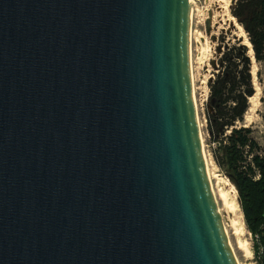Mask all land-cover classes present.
<instances>
[{"label": "water", "instance_id": "obj_1", "mask_svg": "<svg viewBox=\"0 0 264 264\" xmlns=\"http://www.w3.org/2000/svg\"><path fill=\"white\" fill-rule=\"evenodd\" d=\"M191 12L0 0V264H238L205 162Z\"/></svg>", "mask_w": 264, "mask_h": 264}, {"label": "trees", "instance_id": "obj_2", "mask_svg": "<svg viewBox=\"0 0 264 264\" xmlns=\"http://www.w3.org/2000/svg\"><path fill=\"white\" fill-rule=\"evenodd\" d=\"M232 12L247 32L255 59L264 62V0H236ZM247 52L239 42L223 52L221 69L209 84L206 118L210 138L222 151L213 156L235 180L247 225L253 233L261 234L264 246V148L251 137L248 127L236 126L255 92Z\"/></svg>", "mask_w": 264, "mask_h": 264}, {"label": "rangeland", "instance_id": "obj_3", "mask_svg": "<svg viewBox=\"0 0 264 264\" xmlns=\"http://www.w3.org/2000/svg\"><path fill=\"white\" fill-rule=\"evenodd\" d=\"M222 1L226 4L222 3ZM190 2L193 7L192 70L194 91L197 102V111L199 114L203 149L206 161L209 165L213 188L215 191L220 189L222 192L226 193L230 199H236L239 204L241 219H243L244 222V234L241 233L239 238L241 241L245 242L249 255L236 247L234 244L236 242L235 237L227 231L238 262L243 264H264V246L261 234L253 233L249 229L235 180L227 173L224 167L218 165L213 156L214 153L220 156L222 151L220 149V144L210 138L206 118V108L209 103L210 95L209 84L215 79L221 69L220 59L223 52L228 46L234 43L239 42L244 45L243 39L247 37L249 40V37L243 25L233 15L232 8L236 0H190ZM221 5H225V8L220 7ZM210 12H212V15H215L216 24L214 28L213 23H211V31L208 33L206 31L205 21ZM227 18H233L234 23H230L226 20ZM201 36L203 38H201ZM246 47L248 49L247 54L251 61L252 82L255 92L252 95L254 99L252 98L251 101L248 99V108L243 119L236 122V126L248 127L251 130V137L256 140L260 148L263 149L264 62H258L254 57V53L252 52L253 56H251L249 54L250 48L248 46ZM229 132V129H226V134ZM259 152L262 153V150L260 149ZM212 175H215L213 179ZM257 176L258 175L255 176L256 179ZM217 203L221 213H224V206L222 203L218 202V200Z\"/></svg>", "mask_w": 264, "mask_h": 264}, {"label": "bare ground", "instance_id": "obj_4", "mask_svg": "<svg viewBox=\"0 0 264 264\" xmlns=\"http://www.w3.org/2000/svg\"><path fill=\"white\" fill-rule=\"evenodd\" d=\"M222 3L226 4L224 1H222ZM190 4H191V2H190ZM220 7L225 8V5H221ZM218 16H220V15H218ZM207 18L211 19V23H213V26L215 28V24H216L215 15H212V12H210L209 16ZM192 19H193V7H192V12H191L190 56H191V78H192V83H193V95H194L195 105L197 107V102H196V98H195V91H194L193 70H192ZM226 20H228L230 23H234V21H233L234 19L233 18H227ZM210 35H211V33H210ZM201 38H203V37L201 36ZM243 43H244V45H246V46H248L250 48L249 54L251 56H253L252 55L253 50L251 48V43L249 42L247 37H245L243 39ZM203 82H204V80H203ZM252 98L254 99V97L251 96L249 98L250 99L249 101H251ZM205 162H206L207 171H208V174H209V179L211 181V185H212V189H213V193H214V196H215L216 203H217V200H218V202L222 203V205L224 206V208H223L224 213H221V211L219 209V206H218V203H217L219 212H220L221 217L223 219V223H224V227H225V231L227 233L228 239H229L228 232H230L235 237V241L236 242L234 244L236 245V247L239 250L244 251L247 255H249L248 254L249 251H248V249H247V247L245 245V242L241 241V239L239 238L240 237L239 235L244 232L243 231L244 222H243V219H241L242 217H241L239 204H238L236 199H230L229 196L226 193L222 192L220 189L215 191V189L213 188V182L211 180V173H210V170H209V165H208V163L206 161V157H205ZM214 176L212 175V179L214 178ZM229 242H230L231 248L233 250V253L235 254V258L237 260L236 253H235V251L233 249V246L231 244L230 239H229ZM237 262H238V260H237ZM238 264H243V263L238 262Z\"/></svg>", "mask_w": 264, "mask_h": 264}]
</instances>
